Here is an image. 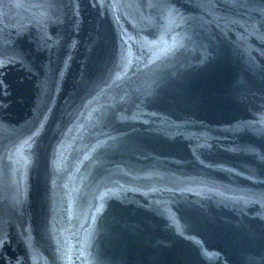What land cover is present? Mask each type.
Instances as JSON below:
<instances>
[{
	"label": "water",
	"instance_id": "1",
	"mask_svg": "<svg viewBox=\"0 0 264 264\" xmlns=\"http://www.w3.org/2000/svg\"><path fill=\"white\" fill-rule=\"evenodd\" d=\"M0 264H264V0H0Z\"/></svg>",
	"mask_w": 264,
	"mask_h": 264
}]
</instances>
